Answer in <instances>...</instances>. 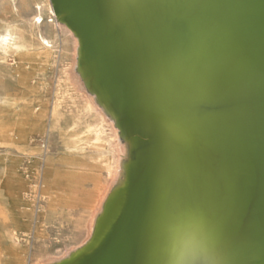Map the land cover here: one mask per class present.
<instances>
[{"label":"bare ground","instance_id":"bare-ground-1","mask_svg":"<svg viewBox=\"0 0 264 264\" xmlns=\"http://www.w3.org/2000/svg\"><path fill=\"white\" fill-rule=\"evenodd\" d=\"M215 1L91 0L101 47L127 78L136 128L146 134L152 114L164 141L161 159L149 157L154 210L144 264H243L241 242L232 222V179L225 161L227 113L235 97V37L216 23L205 25L184 49H169L164 37L171 17L204 19L213 12L209 6ZM68 7L67 2L55 0L51 11L53 23L64 36L63 55L69 58L70 44L74 47L72 84L79 98L72 106L64 104L54 111L50 134L60 140L57 152L64 159L66 184L72 186V194L64 197L68 212L84 211L82 219L87 225L76 227L82 230L81 239L66 254L40 264L82 257L90 253L91 245L99 244L109 209L127 192L132 166L143 150L121 125L119 113L100 83L97 63L93 57L85 59L77 30L63 15ZM37 9L33 21L39 28L44 23L41 3ZM256 24V30L264 32V19ZM50 31V37L38 34V45L54 57L58 35L53 25ZM22 44L9 27L0 35L4 54ZM48 115L49 106L35 112L32 119L46 124ZM31 127L36 126L26 127V162L39 182L36 160L44 150H35ZM46 134L44 129L43 141ZM70 154H75L79 165L91 168L78 169L65 159Z\"/></svg>","mask_w":264,"mask_h":264},{"label":"water","instance_id":"water-1","mask_svg":"<svg viewBox=\"0 0 264 264\" xmlns=\"http://www.w3.org/2000/svg\"><path fill=\"white\" fill-rule=\"evenodd\" d=\"M58 1L69 4V11L62 13L78 32L85 59L93 57L97 63L100 83L108 91L121 125L143 147L132 166L127 192L120 194L109 209L99 244L91 245L90 253L61 264H144L143 251L154 210L149 157L161 159L162 133L152 114L146 134L136 128L127 78L101 47L91 0ZM262 6L264 0H216L209 6L213 12L204 19L171 17L164 35L172 50L188 47L207 24L223 26L235 37V97L227 113L230 125L225 161L232 179V222L241 242L243 264H264V32L256 30V22L264 19ZM55 8L59 12V7Z\"/></svg>","mask_w":264,"mask_h":264},{"label":"rangeland","instance_id":"rangeland-1","mask_svg":"<svg viewBox=\"0 0 264 264\" xmlns=\"http://www.w3.org/2000/svg\"><path fill=\"white\" fill-rule=\"evenodd\" d=\"M37 3L44 15L39 28L33 21ZM51 6L50 0H0V35L9 27L23 43L8 54L0 49V264H40L60 257L81 239L76 227L87 225L84 211L68 212L65 198L72 194V186L66 184L64 159L57 152L60 140L50 134L54 111L64 104L72 106L79 98L72 84L74 47L70 44L69 58L63 55L64 36L53 23ZM52 25L58 35L54 57L38 45V34L50 37ZM48 106L46 124L32 119ZM28 125L36 126L29 132L35 150H44L36 160L39 182L26 162ZM74 155L65 159L80 170L91 168L75 162Z\"/></svg>","mask_w":264,"mask_h":264}]
</instances>
